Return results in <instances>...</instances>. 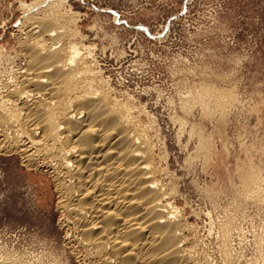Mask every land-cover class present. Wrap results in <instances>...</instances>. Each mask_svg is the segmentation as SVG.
I'll use <instances>...</instances> for the list:
<instances>
[{
  "label": "rangeland",
  "instance_id": "1",
  "mask_svg": "<svg viewBox=\"0 0 264 264\" xmlns=\"http://www.w3.org/2000/svg\"><path fill=\"white\" fill-rule=\"evenodd\" d=\"M50 1L0 0L1 92L24 65L19 38L28 18ZM61 2L92 64L146 128L197 264H264V183L258 200L243 195L251 175L264 177V0ZM228 93L235 103H222ZM7 152L0 264H88L53 176Z\"/></svg>",
  "mask_w": 264,
  "mask_h": 264
},
{
  "label": "bare ground",
  "instance_id": "2",
  "mask_svg": "<svg viewBox=\"0 0 264 264\" xmlns=\"http://www.w3.org/2000/svg\"><path fill=\"white\" fill-rule=\"evenodd\" d=\"M51 1L28 18L19 38L24 65L0 90V152L14 150L22 164L50 172L88 264H197L196 249L184 243L190 225L169 200L176 189L162 182L146 128L92 64L72 13ZM216 90L209 92L219 97ZM222 95V103L234 98ZM259 173L244 196H262Z\"/></svg>",
  "mask_w": 264,
  "mask_h": 264
}]
</instances>
